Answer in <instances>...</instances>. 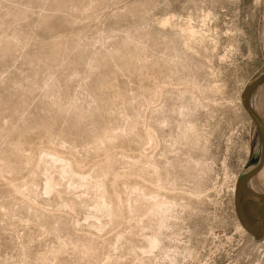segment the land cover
<instances>
[{"label": "rangeland", "instance_id": "rangeland-1", "mask_svg": "<svg viewBox=\"0 0 264 264\" xmlns=\"http://www.w3.org/2000/svg\"><path fill=\"white\" fill-rule=\"evenodd\" d=\"M262 73L264 0H0V264H264Z\"/></svg>", "mask_w": 264, "mask_h": 264}, {"label": "water", "instance_id": "water-1", "mask_svg": "<svg viewBox=\"0 0 264 264\" xmlns=\"http://www.w3.org/2000/svg\"><path fill=\"white\" fill-rule=\"evenodd\" d=\"M263 86L264 73L249 84L242 93L243 108L259 132L261 151L256 166L240 176L234 202L238 221L257 241L264 238V193L254 191L251 183L264 167V121L255 111L254 100Z\"/></svg>", "mask_w": 264, "mask_h": 264}, {"label": "bare ground", "instance_id": "bare-ground-1", "mask_svg": "<svg viewBox=\"0 0 264 264\" xmlns=\"http://www.w3.org/2000/svg\"><path fill=\"white\" fill-rule=\"evenodd\" d=\"M245 88H246V86H244ZM241 100H242V98H241ZM247 114V113H246ZM260 151H261V144H260V147H259V153H258V156H257V158H256V161L254 162V163H252L251 165V168H253V167H255L256 166V164L258 163V160H259V156H260ZM49 157V156H48ZM51 159H52V157H51ZM57 160V159H56ZM58 160H59V158H58ZM63 161V160H62ZM52 163V162H51ZM56 163V162H55ZM67 164V163H66ZM61 165H62V163H61ZM67 167L68 166H70L69 164L68 165H66ZM71 167V166H70ZM64 169V168H63ZM66 170V169H65ZM65 172V171H64ZM68 172V171H67ZM70 173V172H69ZM259 177H260V179L261 180H264V167H263V169L259 172ZM48 180V179H47ZM238 183V182H237ZM252 184H253V182L251 183V186H252ZM43 186H45V188H43V190H47L48 192H51L52 190H53V184L48 180V182L46 183V184H43ZM236 184L234 185V189H233V191H232V193H234L235 194V190H236ZM255 188V187H254ZM256 191V190H255ZM233 194V195H234ZM104 195V194H103ZM117 197V196H116ZM234 197H235V195H234ZM119 199V198H118ZM103 202H104V200H103ZM167 204V203H166ZM101 205V204H100ZM158 206L160 207H162V206H164V203H161L160 205L158 204ZM108 207V206H107ZM147 243H148V248H147V251H152V250H154L157 246H158V244H159V240L156 238V237H154V236H152V237H149L148 239H147ZM147 254H149V252H147Z\"/></svg>", "mask_w": 264, "mask_h": 264}, {"label": "snow or ice", "instance_id": "snow-or-ice-1", "mask_svg": "<svg viewBox=\"0 0 264 264\" xmlns=\"http://www.w3.org/2000/svg\"><path fill=\"white\" fill-rule=\"evenodd\" d=\"M210 15V14H209ZM196 226V221L193 220V228H195ZM232 233H235L236 236L239 235V231H238V228L236 226H233L232 230H231Z\"/></svg>", "mask_w": 264, "mask_h": 264}, {"label": "clouds", "instance_id": "clouds-1", "mask_svg": "<svg viewBox=\"0 0 264 264\" xmlns=\"http://www.w3.org/2000/svg\"><path fill=\"white\" fill-rule=\"evenodd\" d=\"M254 2L259 3V0H254Z\"/></svg>", "mask_w": 264, "mask_h": 264}, {"label": "built area", "instance_id": "built-area-1", "mask_svg": "<svg viewBox=\"0 0 264 264\" xmlns=\"http://www.w3.org/2000/svg\"><path fill=\"white\" fill-rule=\"evenodd\" d=\"M236 190H237V186H236ZM236 190H235V191H236ZM233 194H234V193H233ZM234 195H236V192H235V194H234ZM232 196H233V195H232Z\"/></svg>", "mask_w": 264, "mask_h": 264}]
</instances>
